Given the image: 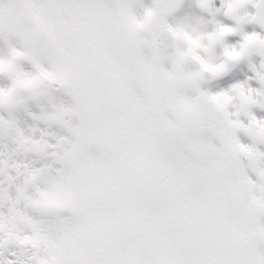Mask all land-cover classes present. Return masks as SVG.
<instances>
[{
    "label": "clouds",
    "instance_id": "1",
    "mask_svg": "<svg viewBox=\"0 0 264 264\" xmlns=\"http://www.w3.org/2000/svg\"><path fill=\"white\" fill-rule=\"evenodd\" d=\"M0 264H264V0H0Z\"/></svg>",
    "mask_w": 264,
    "mask_h": 264
}]
</instances>
